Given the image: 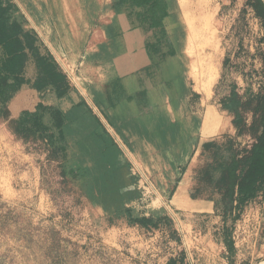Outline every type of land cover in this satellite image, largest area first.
<instances>
[{
    "label": "rangeland",
    "instance_id": "374dc122",
    "mask_svg": "<svg viewBox=\"0 0 264 264\" xmlns=\"http://www.w3.org/2000/svg\"><path fill=\"white\" fill-rule=\"evenodd\" d=\"M122 1L98 0L93 11L85 2L71 12L65 0H0V101L10 99L20 111L10 130L36 157L42 191L40 197L16 204L0 197V264H170L185 255L184 249L194 264H213L216 258L226 264H251L254 257L259 262L264 227L257 215L264 207H239L222 223L217 210L215 215H186L175 196L184 185L196 191L191 199L198 198V186L215 181L234 147L247 143L236 137L235 116L221 102L232 93L240 101L253 100L264 90L261 21L246 7L249 0H207L209 30L198 34L184 20L196 15L193 5L185 13L181 0H167L170 16L164 31L145 34L161 42L163 55L156 68L150 67L151 90L166 87L179 106L204 102L217 107L219 113L208 110L217 114V130L205 138L228 123L235 132L198 140L196 152L201 154L188 176V167L168 164L163 165L176 170L154 176L143 161L151 140L144 141L146 147L139 141L133 155L118 125L101 109L108 104L115 109L124 94L120 81L110 80L123 68L108 60L110 52L116 58L125 51L122 45L112 46L121 42L123 30L116 29L128 15L117 12ZM209 63V90L197 92L196 83L206 77L198 65ZM57 103L52 118L61 127H44L39 122L43 108ZM75 121L77 129L98 133V140L84 144L71 127ZM138 127L145 135L153 130L146 123ZM214 141L219 144L203 145ZM102 163L120 169L102 170Z\"/></svg>",
    "mask_w": 264,
    "mask_h": 264
},
{
    "label": "crops",
    "instance_id": "0c3cea01",
    "mask_svg": "<svg viewBox=\"0 0 264 264\" xmlns=\"http://www.w3.org/2000/svg\"><path fill=\"white\" fill-rule=\"evenodd\" d=\"M91 10L93 11V8ZM127 16L124 15L120 23L123 30L122 38L120 39L121 42L118 40L112 43V46L119 47L122 45L125 51L116 58L113 56L114 51L113 54L110 52V57H108V60H114L117 68H123L119 70V76L111 75L110 79H118L121 82H119L118 88L119 92L122 93L123 91L124 94L119 98L120 102H118L115 109L109 104L103 106L101 109L109 120L118 125L117 129L119 132H122L123 137L127 138L130 149L133 150V155L137 156V144L139 141L146 147L144 141L151 140L150 153L145 155L143 159L147 172L156 176V172L176 170V168L170 169L163 164L180 165L182 166V168H180L181 170L188 167L187 170H185L187 172L184 174V176H188L191 164H193L201 154L200 150L196 152L197 147L200 145L198 140L205 141L213 139L221 134H232L235 132V129L233 126L229 125L227 118L219 114L222 118L227 120L228 127L220 129L205 138L203 122L208 110L215 109L218 112L217 107H207L204 102H198L196 106L193 107L190 106L189 102H186L187 104L182 102L181 106H179L171 99V92L169 93V91L165 89L166 87L151 90L150 86L152 80L150 79L152 73L150 67L152 61L147 54V45L155 41L148 40L145 36L146 32L137 28V22L132 21L129 15ZM143 81L145 86L140 87L139 84H143ZM144 96L145 98H143ZM53 106L54 109L60 108L58 103ZM7 108L9 116L5 118L0 115V197L3 200L16 204L21 201H30L37 196L40 197L42 191L39 183L40 173L36 157L26 152L23 144L18 141L19 138L15 136L9 128V122L16 118L20 114V111L16 112L13 101L9 102ZM190 114L193 115L192 118ZM85 117H87V115ZM87 118H85V121L89 120ZM77 123H80V121ZM90 123L93 126V122L90 121ZM139 123L141 125L145 123L149 124L153 130L150 131L149 135H145L144 132L142 133L139 130ZM75 124L76 121L71 124V127L75 132L79 133L78 137L84 144L88 141L95 142L98 140V133H93L86 129L85 131L83 129H77V125L75 126ZM178 128L179 130H174ZM212 129H214V127H209L206 132H210ZM214 130L216 131L217 128ZM231 138L232 137H229V139ZM215 144L219 143L214 141L212 143H204L203 145L214 146ZM159 148L162 151L159 152ZM159 154L164 158L159 160ZM91 155H94V152L91 153ZM114 155L115 154H113V156ZM230 161L231 159L229 162ZM101 166L103 168L102 170L106 171L120 169L117 165L110 168L102 163ZM136 169L139 171L138 167ZM223 169L224 168H221L217 178L220 177ZM140 170L142 171L143 169ZM164 180L165 182L169 181L168 175ZM185 187L183 185L179 191H177L175 202L183 209L186 215H215L217 210L219 214L216 218L223 220L222 223H224L225 218L220 214L222 209L221 196L217 193L216 182L203 181V183L198 186L199 195L196 199H191L189 196L196 193V191ZM261 187L262 188L257 192L256 196L244 204L246 209L258 208L259 211H262L264 207V185ZM186 215L185 217L188 218L189 216ZM257 216L258 219L261 220L260 225L264 227V212H260ZM257 250L262 256V260L255 262L257 258L254 257L255 260L252 258L251 264H254V262L256 264H264V239L259 243V248H257ZM184 251L185 255L182 254L181 257L178 256L174 258L172 263L194 264L195 261L193 259L190 261L189 259V251H187V249H184ZM218 262L223 264L227 263L225 260L216 258L213 264H218Z\"/></svg>",
    "mask_w": 264,
    "mask_h": 264
},
{
    "label": "trees",
    "instance_id": "16d2710c",
    "mask_svg": "<svg viewBox=\"0 0 264 264\" xmlns=\"http://www.w3.org/2000/svg\"><path fill=\"white\" fill-rule=\"evenodd\" d=\"M246 7L254 10L264 31V1L249 0ZM117 12L127 13L133 21L137 22V28L146 33L163 32L164 21L170 16L167 0H123L118 6ZM117 29L119 30V27ZM147 51L152 61L151 65L156 68L158 60L163 58L161 42L155 40L149 45ZM251 97L254 99L240 101L232 93L229 98L221 102V108L235 116L234 125L237 137L248 139L245 145L237 144L234 147L231 161L220 166L224 168L220 177L212 181L216 182L217 193L221 196L220 214L225 218V222L229 217H232L237 208L253 199L262 188L261 186L264 185V90ZM9 102H11L10 99L0 101V115L5 118L9 116L7 108ZM56 110L54 107L43 108L44 112H41L43 114H41L39 122L44 127L54 126V129L61 127V122L52 118V114ZM13 121L14 119L9 122V128ZM227 245L229 250H234L233 242H229Z\"/></svg>",
    "mask_w": 264,
    "mask_h": 264
},
{
    "label": "bare ground",
    "instance_id": "6f19581e",
    "mask_svg": "<svg viewBox=\"0 0 264 264\" xmlns=\"http://www.w3.org/2000/svg\"><path fill=\"white\" fill-rule=\"evenodd\" d=\"M96 1L98 0H65V4L67 6V8L71 11V12H76L79 10V5H83L85 2L90 3V8H95L96 6ZM182 3L180 4V7L181 9H183V12H187V5L190 3L193 5V8H195V16H190L189 14H187V16L184 18L185 22L187 24H189L191 27H196L197 30L196 32L199 34H203L205 32H207L209 30V15L206 14V7H207V3L206 1L207 0H181ZM116 14V13H115ZM176 14V12H175ZM124 16V15H123ZM118 18V17H117ZM109 20V19H108ZM109 22V21H108ZM196 23V25H195ZM120 24V23H119ZM119 27V25H118ZM121 29V27H119ZM189 28V27H188ZM118 30V29H116ZM179 32V31H178ZM180 34V33H179ZM179 39V38H178ZM192 39V38H191ZM180 45V43H179ZM206 54V53H205ZM214 55V54H213ZM138 56V55H137ZM198 56V55H197ZM205 56V55H204ZM212 57V56H211ZM213 57H216V56H213ZM200 59V58H199ZM212 59V58H210ZM204 60V58H203ZM207 60V59H206ZM209 60V59H208ZM207 60V63L210 61ZM212 60H215V59H212ZM200 61V60H199ZM204 63V62H203ZM206 64V63H205ZM198 65V64H197ZM208 65V64H207ZM198 70L201 71V73H205V79H203V82L202 84H199L198 82L196 83V91L197 92H208L209 90V87L211 85V70H212V66L211 64L209 63L208 66H205L203 64H200V66L198 65ZM207 72V73H206ZM207 74V75H206ZM108 75V74H107ZM177 75V74H176ZM109 76V75H108ZM117 77V76H116ZM176 79V78H175ZM111 80V79H110ZM116 80V79H115ZM114 80V81H115ZM112 80V82H114ZM111 82V83H112ZM110 83V84H111ZM178 96V94H177ZM188 97V96H187ZM191 99V98H190ZM192 101V100H191ZM181 102V101H180ZM182 103V102H181ZM187 104V103H186ZM199 106V105H198ZM180 109V107H179ZM197 109V108H196ZM199 113V112H198ZM217 124V114L215 111H208L207 112V115L205 117V120H204V125H203V130H204V134L205 135H208L210 133H212L215 129V126ZM209 127H214V129H212L210 132H206V130L209 128Z\"/></svg>",
    "mask_w": 264,
    "mask_h": 264
}]
</instances>
